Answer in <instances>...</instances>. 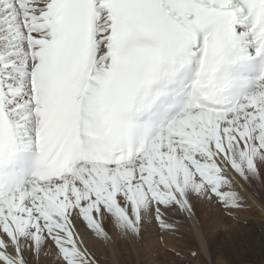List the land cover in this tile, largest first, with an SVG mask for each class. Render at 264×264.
I'll list each match as a JSON object with an SVG mask.
<instances>
[{"label": "snow or ice", "instance_id": "6c2138e0", "mask_svg": "<svg viewBox=\"0 0 264 264\" xmlns=\"http://www.w3.org/2000/svg\"><path fill=\"white\" fill-rule=\"evenodd\" d=\"M254 185L264 0H0V264H105Z\"/></svg>", "mask_w": 264, "mask_h": 264}, {"label": "bare ground", "instance_id": "6f19581e", "mask_svg": "<svg viewBox=\"0 0 264 264\" xmlns=\"http://www.w3.org/2000/svg\"><path fill=\"white\" fill-rule=\"evenodd\" d=\"M257 187L260 186H246L245 195L248 196L250 198L249 200L252 201L257 207L254 209L259 210L260 212H264L263 206L259 201V197L256 196L257 194L252 192L254 191L258 193V190L256 191ZM260 189L264 191V187H260ZM216 206L217 205L214 202L198 203L195 209L196 218L191 221V225L187 221L184 222L183 226L180 225V230L177 233L183 234L185 230L187 231V233H184L187 248L192 247V245H196L197 250H199L196 257L188 255L185 259L194 260L196 261V264H244V259L248 257L247 254H249L250 251H255L257 247H259V250H261L262 246H264V224L260 223L259 221H255L250 222L252 224H250L249 226H243L239 223V220L244 218L243 216L247 217L250 214H246L243 210L238 212L237 216L235 217L238 220L236 221L239 223L238 226H230L233 227L232 230L229 229L230 227L228 228V230H223L222 227H226V225L221 224V220L231 221L233 219H227V214H225L222 209H219ZM210 212L211 215L209 217V220L207 221ZM208 223L215 225L214 231L210 230ZM197 225L199 230L193 231V228ZM218 225H222L221 228H219ZM222 233H226L228 234V236L224 238L222 237ZM148 234L157 236L154 229ZM145 239L149 240L150 237L146 234ZM258 239H261L263 242L261 247L258 243ZM247 242L250 246L248 248L243 247ZM141 243L142 242L130 245L126 242H119L117 245V253L115 256H113L109 250H103V255L107 257V259H105V264H145L146 262H148V260H144L137 253H144L145 251H147L143 248ZM172 243H174V241ZM169 254L170 253L164 255L163 253L162 255L167 257V255L169 256ZM110 256L112 257L111 259ZM173 261L174 260H172V262ZM172 262L171 264H183L181 261L178 262L177 258L175 259L174 263ZM162 263L163 262L155 259L149 262V264Z\"/></svg>", "mask_w": 264, "mask_h": 264}, {"label": "rangeland", "instance_id": "374dc122", "mask_svg": "<svg viewBox=\"0 0 264 264\" xmlns=\"http://www.w3.org/2000/svg\"><path fill=\"white\" fill-rule=\"evenodd\" d=\"M259 189H260V187H257L256 191L258 190V194H260V195H256V196L259 197V201H260V203L264 209V203H263L264 202V191H262L261 189L259 190ZM252 192L257 194V192H254V191H252ZM216 207H218L219 209H222L218 205ZM216 207H215V209H216ZM254 208H257V207L255 206V204L252 201L249 200L248 206L245 207L244 211L246 214H249V213L250 214L247 217L243 216L244 218L239 220L240 224H242L243 226H249L250 224H252L250 222H255V221H259L260 223L264 224V212L263 211L260 212L259 210H256ZM251 210H252V213H251ZM222 211L225 212L223 209H222ZM225 214H227V213L225 212ZM210 215H211V212L209 213L207 221L209 220ZM236 216H237V214L235 216L227 214V219H233V220H231V221L230 220H221V224L226 225V227H222V229L228 230V228L230 226H238L239 223L236 222V221H238L235 218ZM183 224L184 223H182L181 225L183 226ZM208 225L210 227V230H212V231L215 230L214 224L208 223ZM221 226L222 225H218L219 228H221ZM232 228L233 227H230L229 229L232 230ZM184 233H187V231L185 230L183 232V234H179L177 232L171 233V234L168 233V234L164 235L163 237H160L158 234H157V236L153 235V234H151V235L147 234L150 237V239L149 240L145 239L141 243L143 248L146 249L147 251H145L144 253H141V252H137V253L144 260H148V262H146L145 264H149V262H151L154 259L159 260L160 262H163L162 264H171L172 260L175 261L176 258H177L178 262L181 261L183 264H194L196 261L185 259V258H187L188 255H191V253H197L198 254L199 250H197L196 245H192V247L187 248ZM227 236H228V234L222 233V237L226 238ZM152 239H154L155 241ZM173 241H174V243H172ZM258 241H259L258 243L261 247L263 242L261 239H258ZM173 244H175L176 246ZM241 246H242V244H241ZM249 246L250 245L247 242V243H245V245L243 247L248 248ZM170 249H176V250L178 249V251H180L179 252L180 255L174 254L173 251H170ZM163 253H164V255L170 253L169 256L167 255L168 259L166 256L162 255ZM247 255H248V257H246V258L244 257L245 258L244 262H243L244 264H264V246H262L261 250H259V247H257V249L255 251L254 250H253V252L250 251L249 254H247ZM194 257H196V256H194ZM105 258L107 259L106 256H105ZM111 258L112 257L110 256V259ZM174 261L172 263H174Z\"/></svg>", "mask_w": 264, "mask_h": 264}]
</instances>
